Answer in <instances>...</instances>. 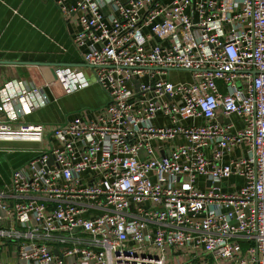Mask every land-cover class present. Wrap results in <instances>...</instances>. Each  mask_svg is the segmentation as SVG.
Instances as JSON below:
<instances>
[{
    "label": "built area",
    "instance_id": "1",
    "mask_svg": "<svg viewBox=\"0 0 264 264\" xmlns=\"http://www.w3.org/2000/svg\"><path fill=\"white\" fill-rule=\"evenodd\" d=\"M53 1L108 102L45 142L44 91L1 87L0 143L38 145L0 192L15 264H264V0Z\"/></svg>",
    "mask_w": 264,
    "mask_h": 264
},
{
    "label": "crops",
    "instance_id": "2",
    "mask_svg": "<svg viewBox=\"0 0 264 264\" xmlns=\"http://www.w3.org/2000/svg\"><path fill=\"white\" fill-rule=\"evenodd\" d=\"M75 2L67 0L66 4L72 6ZM79 30L78 14L64 13L53 0H0V89L14 81L44 91L46 105L25 120L44 126L45 142L53 127L74 117L95 120L108 102L107 94L97 84L66 94L54 79L56 71L64 69H78L83 75L84 49H78L73 41ZM7 147L14 149L3 150ZM37 148L0 143V192L9 184L13 171L26 165ZM0 264H15L10 245L0 243Z\"/></svg>",
    "mask_w": 264,
    "mask_h": 264
},
{
    "label": "rangeland",
    "instance_id": "3",
    "mask_svg": "<svg viewBox=\"0 0 264 264\" xmlns=\"http://www.w3.org/2000/svg\"><path fill=\"white\" fill-rule=\"evenodd\" d=\"M81 70L83 72V76H84L86 82L89 85L96 84V78H95L93 69L87 67V68H82ZM54 79L56 81H58L56 75H54ZM169 79L172 82H177V81L186 82V81H189L190 80V74L187 73V72H171ZM233 182H236V180L235 179H231L229 181V183H228V189L229 190H232L231 186H229V185H230V183H233ZM224 187H225V185L223 183V189H224ZM241 247H242L243 250H246L248 248V244L241 243ZM174 253H177V250L174 251ZM166 254H167V256H169V255L172 254V251H170L169 249H167L166 250ZM174 258L176 259V258H178V256L176 255Z\"/></svg>",
    "mask_w": 264,
    "mask_h": 264
},
{
    "label": "water",
    "instance_id": "4",
    "mask_svg": "<svg viewBox=\"0 0 264 264\" xmlns=\"http://www.w3.org/2000/svg\"><path fill=\"white\" fill-rule=\"evenodd\" d=\"M83 67H84V68H87L88 66H87V65H84ZM135 86L137 87L138 84L135 83ZM219 122H221V118L219 119ZM228 122H229L228 120H225V121H224L225 124H227ZM217 186H218V184H215V187H217Z\"/></svg>",
    "mask_w": 264,
    "mask_h": 264
}]
</instances>
